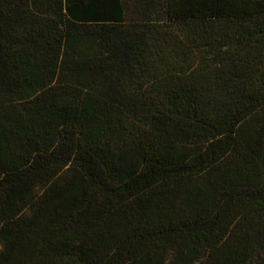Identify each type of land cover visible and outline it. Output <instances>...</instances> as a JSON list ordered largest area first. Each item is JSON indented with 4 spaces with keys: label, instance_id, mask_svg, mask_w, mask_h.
Listing matches in <instances>:
<instances>
[{
    "label": "trees",
    "instance_id": "obj_1",
    "mask_svg": "<svg viewBox=\"0 0 264 264\" xmlns=\"http://www.w3.org/2000/svg\"><path fill=\"white\" fill-rule=\"evenodd\" d=\"M0 264H264V0H0Z\"/></svg>",
    "mask_w": 264,
    "mask_h": 264
}]
</instances>
